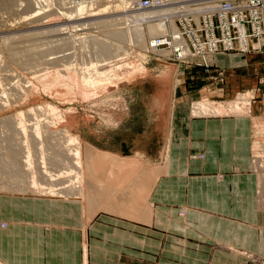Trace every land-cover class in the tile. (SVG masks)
Masks as SVG:
<instances>
[{
	"label": "crops",
	"instance_id": "crops-1",
	"mask_svg": "<svg viewBox=\"0 0 264 264\" xmlns=\"http://www.w3.org/2000/svg\"><path fill=\"white\" fill-rule=\"evenodd\" d=\"M261 47L191 59L185 69L198 60L195 66H213L207 85L193 92L186 81L175 90L178 71L159 65L130 86L137 106L127 142L116 138L125 125L110 128V141L89 125L85 131L92 132L84 140L79 135L102 153L162 170L152 184L147 224L102 213L89 220L74 201L0 193V264H264L263 197L253 167L255 158L264 163V42ZM154 88L165 119L156 116L147 126ZM202 89L218 102L251 92L249 111L194 116L188 101L202 100Z\"/></svg>",
	"mask_w": 264,
	"mask_h": 264
},
{
	"label": "rangeland",
	"instance_id": "rangeland-1",
	"mask_svg": "<svg viewBox=\"0 0 264 264\" xmlns=\"http://www.w3.org/2000/svg\"><path fill=\"white\" fill-rule=\"evenodd\" d=\"M65 1L66 0H0V62L2 61L3 63H6L3 65L1 62L0 64L2 65L0 66V103L7 107L6 109L0 111V121L1 118L5 119L6 117L7 119L8 116L10 117L16 111L22 113L23 120L25 121L23 128L25 134L21 133L19 135H15L12 141L14 140L13 145L15 147L21 149V152L16 151L18 154L17 157L19 156V158H22L26 156V151L28 150V158L31 163L29 174L37 173L39 167H44L50 173H56V167L50 165V162L48 161L49 154L52 153V149L50 147L51 145L65 144L66 149L76 150V154L83 155L86 144H84V142L80 138H82V136L86 138V132H92L89 129H86L85 131V128H87L88 125L92 130L98 131L99 133L103 132L104 141L107 139L108 141H110L111 135L114 134L110 131L111 127V129H114L117 124L119 128L125 125V128L129 129H124L122 133H119L117 135L118 137L116 138L120 140L119 142H122V140L127 142L130 139V136L133 132V130H131V127L134 125V121H131V118L133 116L132 111H135V106H137L133 105L132 93L134 94V92L131 93L130 86L132 84H135V82L140 81L141 79L149 77V75L154 71L152 69L158 68L160 66L163 67V65H167L169 63L172 64L174 56H161L159 53L152 51L151 48L148 49V45L150 44L151 40L153 38H158V36L149 35L147 23H143V21L140 20H134L133 18L132 21L129 16H133V14L139 12L175 10V8L179 6L185 7L193 1L195 2V4H204L217 0H158L160 5L155 7L154 9L147 11L142 10L137 12H133V10H139L138 3L140 2V0H91L94 3L91 9L95 13L97 12V9L100 10L101 8L105 7V5L108 9L106 10V12L104 11V13H98L100 16H97L96 18L91 20V22H93L94 24H92L93 26L90 25V28H87L86 26H78L80 25V23H82V21L75 20V22H68V19L65 16L61 15L62 12H65L72 7L71 5H68L69 2L66 3ZM70 1L75 3L84 0ZM34 13L37 14L35 15ZM121 17H125L127 19L125 20ZM113 19L114 21H112ZM116 19L118 21H115ZM160 23H163L166 27L165 35H168L175 31V26L173 25L174 17L170 20H162ZM119 32H123L127 35V40L121 42V47L124 46L126 47L125 50H128V58L126 60H123L126 62V64H124L125 62L122 63L121 65L123 67L120 65L119 68V73L125 76L124 79L120 80L119 82L116 81V83L111 82L112 85H110L111 83H109L110 87L108 85H105L107 86V88L103 86V89L97 88L98 90H95L94 88L95 91L92 89L91 92L90 90H88V92H90L88 94V97H82L79 94L78 96V87L76 84L73 85V83L79 82L78 79H80L81 81V76L85 74L83 72L87 68H90L91 63H93L96 67H99V69L100 66L104 63V61L102 62L99 58H96V51H94L91 41L95 40L99 43H106L107 45L116 44V41L113 40V34ZM136 34H138V37H140L139 39L141 41H136L137 36L136 38L134 37ZM64 39H66V42H64ZM60 41H63L65 45ZM59 42L61 43V45L63 44L62 47L60 45H57ZM263 42L264 40L262 39L261 42L258 43L257 46L258 48L260 47L259 49H262L261 45ZM47 43L49 46L47 45ZM22 45L24 46V48L26 47V49H29L30 53H34V56H36L35 59H37V65L34 64V66L37 67L34 68V66H32L33 64L27 66V64L25 63L24 65L23 63H19V65H17V63L15 64V62H10V60H8L5 53L6 48L13 46L15 47L14 49H24ZM116 45L119 46L120 43ZM97 48H99V46H97ZM3 52L5 55L3 54ZM22 53L20 54V56L25 54V52ZM66 53L69 55L60 58ZM4 56H6V58ZM43 56L44 58L42 59ZM140 61L141 63H139ZM38 62L40 63V66ZM105 62H110V60H107ZM137 62L140 65L143 64L144 68L148 70L147 76L137 73L136 70L133 69L134 66L132 67V65H135ZM196 62L194 63L200 64L199 60L197 63ZM195 64L191 65L187 69H185L184 65L182 64L177 65L178 67L172 64L173 69L176 70V72L178 71L176 73V75H178L175 81L177 84L175 90L178 91L180 89L179 86L182 85H180V83H184L185 81L188 83V89L191 92L197 89L200 90L201 88H203V86L207 85L206 70L212 68L213 66H209V63L208 66H203L202 64L201 66H195ZM162 67L161 69H163ZM32 68L34 70H32ZM134 70L136 73L133 72ZM184 71L185 73H181ZM76 75L77 77L75 78L74 76ZM129 76L132 77L129 78ZM39 83L42 85H39ZM63 85L72 87V91L74 92V94H76L75 97H72L73 100L64 98L59 94V88L62 89ZM183 85H185V83ZM15 86H17V89L13 88ZM48 86L51 87V93L44 91L45 87ZM103 90L105 91L103 92ZM17 91H21V99L20 97L16 96ZM140 92L141 91H138V94ZM200 94L201 98L204 97L202 100H196L197 97H192V99L190 98V100L188 101L189 107L192 102V115L197 117L221 115L236 116L247 114L249 111L248 109L250 99L252 98V94L251 92H249L247 94L243 93L235 95V97L229 101L218 102L208 97L207 89H202ZM148 95H150L148 99L152 100V93L150 92ZM93 96L94 98H92ZM16 97H18V99ZM236 100H239L240 102H237ZM236 102L239 103V105H236L235 109H232L233 111H228V107L230 105L234 106ZM201 103H204L205 106H208V110L211 109L210 106L214 107L217 105L220 107L222 106L223 108H225L226 106L225 111L222 108V112L226 113L221 112L218 114H212V112L209 111H202L201 113H197L199 110H196L197 112H194L193 109ZM224 104L225 106H223ZM149 108L147 104L146 110L149 111ZM149 113L153 116V118L158 116L157 108H150ZM10 120L8 118V120L6 121ZM3 121H1L0 123V150L2 151H0L1 159L6 158L8 155V152L6 154L5 151L7 149L5 148L7 147V141L3 142V140L6 138V136H10V133L8 134L9 131H7V129L3 127V125H1L4 123ZM44 123L47 125L46 127L43 126ZM149 123L150 118L148 122L146 121V125L149 126ZM36 129L37 131H35ZM6 132L8 135H6ZM80 134L81 136L79 138ZM82 139L84 140V138ZM68 140H71V142H67ZM256 143L258 144V142ZM257 144H254L255 149ZM256 154L257 152L255 153V157L257 156ZM40 157L44 159V164L40 163ZM74 163L77 164L76 161H74ZM136 163L137 165H135L138 166V168H132L133 171L131 169V174L134 172V174L136 175V172H141V174L144 175L149 181L152 180V176L155 177V175H153V173H155V168H150L140 161H137ZM6 167V165L0 167V171L3 169L0 174V193L4 194H29L35 197L40 196L52 199L53 197H50L48 190H53L56 194H59L60 196H63L65 198L67 197L66 195H74L77 196L78 199H80L81 194H79L76 188H78L79 184L82 183V181H85L88 178L81 175H77L78 177H75V174L70 175L71 173L69 174L68 172L64 173V171H58L62 175L56 181L50 182L52 189H50V187H47V184H49L48 181L46 185H43L40 184L38 180H34L33 182L36 185V191H34L32 190V188H30V182L32 180L29 179L28 175L24 176L22 180L20 177V179L17 178L18 180H20V183H17L18 186H16L17 180L14 182L13 177L12 180L9 179L7 175L8 170H6ZM253 167L258 174L259 189L262 194L261 196L263 197L260 204L264 209V163H262L260 159L255 158L253 161ZM80 171L85 173L84 168L80 169ZM83 186L87 187L84 183ZM104 193L107 192H103V194H101L102 200H105L107 197H110L109 200H111V198L113 200L116 196V194H113V196L111 197V195L107 196V194L105 195ZM150 194L151 192L149 193V196H147V198H143L144 201L146 200L145 203H143L142 200L136 201L134 203V208H125V203L124 205L117 204L115 206H112L109 203V205L105 209L97 212L98 210H94L95 208L92 207L90 201H87L88 193H85L84 195L87 202L85 200L84 202H82L83 200L81 199L79 204L83 207L84 215L89 220L91 218H94L96 214L102 213L109 216L111 215L119 217L121 219H129L136 223L147 224L150 221V218H152L153 214L152 204L149 199ZM103 197L105 199H103ZM74 202L78 203L77 200H75ZM106 202L107 201L105 200L102 204ZM147 208L150 212L147 211ZM111 211L117 213H113ZM136 218L138 219L136 220Z\"/></svg>",
	"mask_w": 264,
	"mask_h": 264
},
{
	"label": "bare ground",
	"instance_id": "bare-ground-1",
	"mask_svg": "<svg viewBox=\"0 0 264 264\" xmlns=\"http://www.w3.org/2000/svg\"><path fill=\"white\" fill-rule=\"evenodd\" d=\"M103 1H105V0H103ZM220 1H222V0L211 1V2L204 3V4H201V3L195 4V2L193 1V2H190L188 5H186L185 7L179 6V7L175 8V10H161V11L153 12V11H147V10L154 9L155 7L159 6L160 3L158 0H149L147 7H143V3H142L143 0H140V2L138 3V7H139L138 9L139 10L136 9V10H133V12L142 11V10L147 11V12L135 13V14H133V16H129V17L131 19L133 18L134 20H140V21H143V23H147L149 35L158 36V38H153L151 40L150 44L148 45V49L151 48L152 51L157 52L161 56H165V57H169V56L173 55L174 60H172V64H174V66L181 65V64L186 65L189 61H191V59H194V58L205 59V57H214L216 55H220V53L233 54L234 51L229 50V47H230L229 44H226L225 46H223L221 48V49H224L225 51L220 50L218 52L216 49L217 47H215L216 42L212 41L209 43L208 46L204 47L203 41L200 40L201 36L198 35L203 30L202 20L204 18H207V17L213 18V15L211 13L213 12V10L215 8H218V4L220 3ZM229 1L232 2L233 0H229ZM65 2L66 3L69 2L68 5H71L72 7L71 8L69 7L70 8L69 10L62 12L61 15L65 16L68 19V22H75V20L76 21H82V23H80V25H78V26H86L87 28H90V25L94 24L93 22H91L92 19L96 18L97 16H100L98 13H100V14L102 12L104 13V11L106 12V10L108 9L105 5V7L101 8L100 10H98L96 8L97 12L95 13L91 9V7H93V4H94L91 0H89V2H88V0L87 1L84 0V1L75 2V3L70 1V0H68V1L66 0ZM256 10H257L256 13L260 16V19L262 21V26L260 28V31L262 32V34L260 35V37H262V39L264 40V6L261 5V7L256 8ZM129 17H128V20H129ZM173 17H174L173 25L175 26V31L168 34V35H165L166 27L164 26L163 23H160V22L162 20L173 19ZM223 17H224V14L222 12L219 14V19L222 20ZM121 18L122 19L124 18L125 20L127 19L125 17H121ZM87 19H89V20H87ZM133 19H132V21H133ZM112 21H114V19ZM115 21H118V20L116 19ZM106 22H108V21H106ZM95 25H96V21H95ZM190 25H193L196 28L194 31L190 30L189 32H187L185 26L191 27ZM111 34H113V33H111ZM136 36H137L136 41L137 42L141 41L139 39L140 37H138V34H136L134 37L136 38ZM113 38H114L113 40L116 41V44L120 43L119 46H117L116 44L107 45L106 43L105 44L99 43L98 41H95V40L91 41L92 47H93L94 51H96L95 52L96 55L95 54L94 55L96 56L97 59L99 58L102 62L104 61V63L100 66V69H99V67H96L93 63H91L90 68H87L83 72L85 74L81 76V81H80V79H78L79 82L73 83V85L76 84L78 87L77 95L79 94L82 97H88L89 96L88 94L92 91V89L93 90H94V88H95V90L97 88L103 89V86H105V85L109 86V83H111V82L116 83V81L119 82L120 80L124 79L125 76H123V75H121V73H119L120 72L119 68H120V65L125 62L123 60H126L128 58V56H127L128 50H125L126 47H124V46L121 47V42L127 40V35L123 32H119V33L113 34ZM262 39H260L258 41V43H260ZM60 42H63V41H60ZM64 42H66V39H64ZM64 42H63V44H64ZM59 43L57 45H60L62 47L63 44L61 45V43L60 44ZM258 43L254 44V47L256 48V50H252V51L261 50V49H259L260 47L258 48V46H257ZM10 44H14V43H10ZM21 44H23V43H21ZM47 45H48V43H47ZM97 46H99V48H97ZM22 47L24 48L23 45H22ZM34 47H36V46H34ZM14 48L15 47H13V46L6 48L5 53H6L8 60H10V62H15V64L17 63V65H19V63H23V65L25 63V64H27V66L32 65V64H33L32 66H34V64L37 65L36 64L37 59H35L36 56H34V53H30L29 49H26V47L24 49H20V48L14 49ZM44 49H46V48H44ZM242 50L243 51H240V52L247 54V53H245L247 51V49L245 48L244 44H242ZM39 51H40V48H39ZM22 52H25V54L20 56V54ZM240 52H236V53H240ZM3 54H4V52H3ZM68 55L69 54L66 53L65 55H62L60 58H62L63 56H68ZM6 56H4V57L6 58ZM139 57H144V56H139ZM43 58H44V56L42 57V59ZM107 60H110V62H105ZM1 62H0V64H1ZM139 63H141V61ZM2 64L4 65L6 63L2 62ZM124 64H126V62ZM0 66H2V65H0ZM39 66H40V63H39ZM133 66H134L133 69H135L137 73L143 74L144 76L148 75V70H146L144 68L143 64L140 65L137 62L135 65H132V67ZM35 67H37V66H34V68ZM32 70H34V69L32 68ZM135 70L133 72H135ZM81 73H82V71H81ZM74 77L76 78L77 75ZM130 77H132V76H129V78ZM72 78H73V76H72ZM127 78H128V76H127ZM41 82H42V80H41ZM118 82H117V84H118ZM112 83L110 85H112ZM39 85H42V84L39 83ZM49 85H51V84H49ZM15 87H13V88L17 89V86H15ZM62 87H63L62 89L59 88V94L64 98H68V99L73 100L72 97H75L76 94H74V92L72 91V87L67 86V85H63ZM50 88H51L50 86L45 87L44 91L51 93L52 91ZM105 88H107V86H105ZM88 90H90V92H88ZM105 90H103V92ZM0 91H1V89H0ZM20 92L17 91L16 96L20 97V99H21V93ZM29 92H32V91H29ZM93 94H94V92H93ZM18 97H16V98L18 99ZM92 98H94V96ZM92 98H90V99H92ZM246 101H248V100H246ZM237 102H236V104L234 103L235 104L234 106L230 105L231 107L229 106L227 110L233 111L232 109H235V106L239 105V103H237ZM216 106H214V107L210 106L211 109L208 110V106H205L204 103H201V104H198L197 107L194 108L193 110H194V112H197L199 110L197 113H201L202 111H204V112L209 111V112H212V114L213 113H216V114L221 113L223 109L225 111V108H226L225 104L223 105V106H225V108H223L222 106L221 107L220 106L216 107ZM237 107H239V106H237ZM6 108L7 107H5L2 103H0V111L4 110ZM222 113H226V112H222ZM8 118H9V120L10 119L11 120L6 121V120H8ZM5 119H6V117H5ZM5 119L1 118V121L4 120L3 121L4 123L1 125H3V127H5L7 129V131H9L8 134L10 133V136L7 137L6 135H8V134L6 132V135H5L6 140L4 139L3 142L7 141V143H6L7 147H5V148H7L8 150L6 149L5 151H6V154L8 152V155L4 159L0 158V167L5 166V165L7 166L6 170H8V172L6 170L5 171L8 173L7 175L9 177V179L12 180V177H13L14 182L17 180L16 186H18L17 183L18 184L20 183V180H18V179L21 178V180H22V178L26 175H28L29 179L32 180L30 182V188H32V190H34V191H36V189H35L36 185L33 182L34 180H36V181L38 180L40 182V184H43V185H46L47 181H48L49 184H47V187H50V189H52L50 182L56 181L62 175L58 171H64V173L68 172L69 174L71 173L70 175L75 174V177L77 175L85 176L88 178L85 181H82V183L79 182L80 184H79L78 188H76L78 190L79 194H81L80 199H78L77 196H74V195H66L67 197L65 198L63 196H60L59 194H56L53 190L52 191L48 190L49 191L48 193H49L51 198L52 197L55 199L60 198L63 200L67 199L70 201L77 200L78 203H80L81 199L83 200L82 202H84V200L86 201V197L84 195H85V193H88L87 201L88 202L90 201V204L92 205V207L95 208L94 210H96V211L98 210L97 212H99V211H102V209H105L109 205V203L112 206H115L117 204L124 205V203H125V208H132V207L134 208L135 207L134 203L138 200H140V201L142 200L143 203H145L146 200L144 201L143 198H147V196H149V193L152 190V186H153L152 184L154 183L153 181L156 180V178H158L159 175L163 174L161 169H155L154 170L155 173H153V175H155V177L152 176L151 181H149L144 175H142L141 172H136L137 173L136 175L134 174V172L131 174L132 168L133 169L138 168V166H136L137 165L136 162H132L131 160H128V159H120V158L113 156L111 154L102 153V152L96 150L95 148H92L88 144H86V146L84 148V154L83 155L76 154L77 153L76 150L66 149L65 144H63V145H59V144L51 145L50 144L53 155H52V153H50L51 156L49 154L48 161L50 162V165H53L54 167H56V169H55V170H57L56 173H52V172L50 173L44 167H39V170H37V173H33V174L30 173L29 174V168H30L31 163H30V160L28 158V156H29L28 150L26 151V154H27L26 156H24L22 158H19V156L17 157L18 154L16 151L21 152V149L15 147L13 145L14 140L12 141V139L14 138L15 135H19L21 133L25 134V131L23 130L25 121L23 120L22 113L16 111L10 117L8 116L6 120ZM1 121H0V123H1ZM43 126L46 127L47 125L44 123ZM45 130H48V129H45ZM35 131H37V129ZM256 135L258 136L257 133H256ZM256 139H255V142H258V145H259L260 141H258V138H256ZM67 142H71V140L70 141L68 140ZM4 156H5V154H4ZM40 159H41L40 163L44 164V159H42L41 157H40ZM3 161H4V164H3ZM74 161H76L77 164H75ZM122 162H123V164H122ZM83 168H84L85 173L80 171V169H83ZM133 169H132V171H133ZM1 171H0V174H1ZM7 183H8V181H7ZM83 183L87 187H84ZM103 192H107L104 194L105 195L107 194V196L111 195V197L113 196V194H116L115 198L113 199L114 201L112 200V198H111V200H109L110 197L109 198L107 197L105 199L104 198L105 196L103 195L104 196L103 199H105L107 202L102 204L105 201V200H102V198H101V196H102L101 194H103ZM94 204H95V206H94ZM145 209H146V206H145ZM147 211H149L148 208H147ZM111 212L117 213L114 211H111ZM141 217H142V215H141ZM137 219L138 218H136V220Z\"/></svg>",
	"mask_w": 264,
	"mask_h": 264
},
{
	"label": "built area",
	"instance_id": "built-area-1",
	"mask_svg": "<svg viewBox=\"0 0 264 264\" xmlns=\"http://www.w3.org/2000/svg\"><path fill=\"white\" fill-rule=\"evenodd\" d=\"M142 3L143 7H147L149 0H143ZM261 5H264V0L220 1L218 8L211 13L213 18L207 17L202 20L203 30L198 35L201 36L200 40L203 41L204 47L213 41L216 42L217 52L224 50L221 48L226 44H229V50L234 52L243 51L242 44L247 49L245 53L256 50L254 44L262 39L260 37L262 21L256 13V8ZM222 12L224 17L220 20L219 14ZM190 26H185L187 32L194 31L196 28L193 25Z\"/></svg>",
	"mask_w": 264,
	"mask_h": 264
},
{
	"label": "water",
	"instance_id": "water-1",
	"mask_svg": "<svg viewBox=\"0 0 264 264\" xmlns=\"http://www.w3.org/2000/svg\"><path fill=\"white\" fill-rule=\"evenodd\" d=\"M168 79V78H167ZM167 79H165L164 81H163V86L161 85V91H163V89L164 88H166L165 86H166V84H165V82H167ZM167 83H169V81L167 82ZM158 91H160V89L158 90ZM158 91L157 90H155V88H154V92H153V94L151 95V99L152 100H150L149 101V103L150 104H148V108L150 107V108H157V113H158V119L159 120H164L165 119V114L163 115V116H161V114L159 113V108H160V104H159V106H158V104L156 103V102H154L155 100H158V99H156V95L158 94ZM159 102V101H158ZM154 106V107H153ZM150 108H149V111H150ZM153 120H154V118H153V116L150 114V123H149V126H150V124H152V122H153Z\"/></svg>",
	"mask_w": 264,
	"mask_h": 264
}]
</instances>
